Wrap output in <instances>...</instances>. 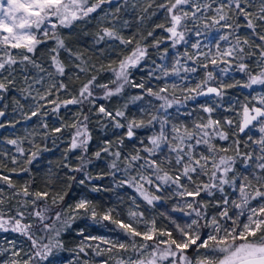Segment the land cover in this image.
Returning a JSON list of instances; mask_svg holds the SVG:
<instances>
[{
	"label": "snow or ice",
	"instance_id": "obj_1",
	"mask_svg": "<svg viewBox=\"0 0 264 264\" xmlns=\"http://www.w3.org/2000/svg\"><path fill=\"white\" fill-rule=\"evenodd\" d=\"M113 2L114 0H0V100L5 98L3 93L16 88L18 70L23 76L24 85L18 90L22 93L26 92L25 98L30 97L34 101V108L30 116L26 115V119L41 114L47 115L46 112H41L44 104L40 101L55 104L53 111H58L61 104L63 106L82 104L85 100L94 104L95 100L89 98L94 96L95 88L104 90L103 98L105 99L120 94L124 85L130 83L129 68L136 67L147 56V50L138 42L132 54L120 61L119 71L115 73L116 79L111 82L116 85L114 90L110 89L108 84L96 83L97 77L93 75L82 84L78 98L74 97L57 103L49 97L53 95L54 90L57 92L66 90L67 86L63 82H52L43 92L35 89V95H33V85L43 84L44 77L28 74L30 65L39 72H46L49 79H52L54 73L60 76L65 75V64L60 59L61 51L67 52L69 57L75 56L77 60L81 57L66 46L65 39L62 38L59 30L72 28L78 22L87 23L90 19H95L93 14L98 12L104 13L100 20H108L109 16L111 20H108L110 26L102 27L97 33L95 41L97 44L106 39L119 41L121 44H132L134 38L125 39L120 34L116 23H113L120 20L117 15L122 7L119 0L116 3L115 13L104 12L103 6H111ZM124 4H127V0H124ZM153 4L163 12L168 22L167 27L163 23H158L155 27L164 29L170 34L173 48L181 43L187 45L189 41L186 39V33L189 32L200 37L207 29H216L218 32L227 31L218 38H214V54L212 48H209L207 52H200L201 41L197 39L191 44V47L197 50L195 56L185 52L183 65L177 59L171 69L163 65L159 66L164 77L179 76L181 69L185 73H196L198 67L205 70V76L196 83L195 87L180 89L181 92L186 93L183 99L175 96L176 84H172L171 94L167 86L154 91L151 87L145 88L144 83L132 85L143 89L147 96L160 102L157 107L149 101L155 114L147 112V122L144 119H128L125 111L117 110L113 113L100 105L98 113L109 118L114 128L126 129V131L115 142L116 150H112L114 142L106 140L104 146L96 151L94 156L100 159L102 153L110 154L113 158L109 165L113 170L110 174L115 177L116 172L123 171L129 178L120 180V184L127 183L134 187L149 205L161 199L149 188H154L155 192L172 185L183 189L179 194L192 198L185 205L186 208L191 209V212L185 214L194 213L195 219L184 226L175 224L173 221L174 230L158 228L156 221L152 220L151 227L140 231L132 221L125 223L120 219H114L113 209L98 215L95 205L86 196L80 198L74 206H69L67 212L62 209L53 211L54 207H59L58 201H64L66 192L53 194L48 190L30 191V184L27 183L17 190V185L9 176L0 175V182L12 190L10 195H5V189L0 187V233L19 234L24 238L19 243L16 240H9L7 247L0 246V264H45V262L63 264V260L56 258L57 253L64 249L60 239L62 231L70 229L72 224L82 216H90L91 220L97 224L101 221H110L132 239L130 243H120L102 236H85L84 240L99 243L93 247L91 244L86 245L82 242L76 250L77 258L81 254L87 257L86 249H91L95 256L108 257L102 261V264H109L116 256L120 257L116 259V264H264V94L253 97L256 103H246L242 106V117L239 121L225 118L222 122L221 119H214L212 114L216 111V107L201 105V111L208 114L207 118L201 117L199 122L194 123L189 129L188 126L172 124L168 113V109L174 105L185 104L201 96L222 97L224 89L241 86L239 81L231 84L217 83L218 77L214 75V72L221 64L230 66L236 62L238 70L247 74L248 82L242 87L264 86V0H162L159 4L151 0L141 11L147 13ZM155 14V12L152 13V15ZM145 18L139 17L141 22ZM189 24L192 25L191 28ZM200 25H203V29ZM128 26L127 20L120 25L121 28ZM152 35L153 32H148V36ZM48 40L55 42V47L51 49L54 73L47 72L34 59L38 46L45 44ZM220 42H225L228 46L222 48ZM159 43L161 41H156L157 46ZM253 59H255L256 67L259 68L258 73H254V70L249 68ZM188 62H192L193 66L188 67ZM210 65L212 70H209ZM77 68L81 73H87L90 70L87 65L78 64ZM218 71L219 74L226 75L229 69L224 67L219 68ZM155 78L160 79L159 76ZM181 79H187V77H181ZM143 99V94L133 98V100ZM16 103L19 105V101ZM141 111L145 110L141 109ZM4 115L5 112L0 111V117ZM88 119L89 117L85 115L79 124L72 125L76 131L71 140L70 150L80 148L87 153L92 139L85 123ZM153 124L159 125L158 134L151 135L147 145L144 140H141L140 149L125 153L123 148L125 138L133 141L137 137L138 129ZM225 126H228L227 130ZM2 127L4 125L0 124V128ZM43 127L47 128L48 125L44 124ZM253 129L258 130L259 133L256 139L248 135ZM53 131L61 132L62 128L58 127ZM229 133L232 136H239L241 133L247 135L245 145L251 142L256 147L253 151L241 154L240 140L236 139L232 142L235 145L232 149L234 155H226L229 148H218L213 141L216 139L228 141ZM8 143L17 145V140H9ZM198 145L205 146L204 152L199 154L195 152V147ZM164 147L168 148V155L161 159L158 153L163 152ZM17 151L24 154L23 148L17 147ZM141 152L145 155H141ZM37 155V152H31L27 158V164H31ZM241 155L244 171L237 173L235 165L237 158ZM79 159L81 164L71 168L70 171L83 173L84 179L79 180L80 185L100 178L93 177L87 171L90 159L84 155ZM12 163H16L15 157L12 158ZM0 167L3 166L0 165ZM10 171L15 172L16 169L13 168ZM20 171L28 172L29 169L25 167ZM132 172L135 175H130ZM199 177H207V182L198 183L196 178ZM70 178L76 179L75 176ZM183 181L191 183L192 189L189 190L188 184ZM225 186L231 190L230 193L226 192ZM92 191L99 192L100 188L93 187ZM217 192L220 196L216 198V203L213 205L217 213L209 216L207 212L209 205L204 202L201 194L215 197ZM197 197L201 199L197 200ZM49 200H51V206L48 204ZM177 210L184 211L183 208ZM129 216L135 219L137 213L129 212ZM138 222L136 220V223ZM204 229H210V231L203 232ZM173 231L176 232L175 236ZM79 234L83 236L84 230L81 229ZM26 242L27 248H25ZM101 245H108V247H101ZM190 248L193 253L191 256L188 253ZM129 252L131 255L127 258L120 255ZM71 264H80V262L77 260ZM82 264H89L88 259H83Z\"/></svg>",
	"mask_w": 264,
	"mask_h": 264
},
{
	"label": "trees",
	"instance_id": "obj_2",
	"mask_svg": "<svg viewBox=\"0 0 264 264\" xmlns=\"http://www.w3.org/2000/svg\"><path fill=\"white\" fill-rule=\"evenodd\" d=\"M150 2L151 0H127V4L125 5L124 0H119V3L122 5L121 11L117 13L120 20L119 22L113 21V23H116L117 28L120 29V34L125 39L134 38L132 44H121L119 41L108 39L97 44L95 42L97 33L102 27L110 26L108 20H111V16L108 17V20H100V17L104 13L98 12L97 14H93L96 18L90 19L87 23L78 22L72 28L59 30L60 35L65 39L66 46L81 57V59L77 60L75 56L69 57L67 52L61 51L60 59L65 64V75L60 76L54 73L51 63V49L55 47V42L52 40H48L45 44L38 46L34 55L37 63L44 67L47 72L54 73L52 79L48 78L46 72H39L30 65L28 66V74L30 76L44 77L43 84L33 85V95H35V89L43 92L47 85L52 82H63L67 86L66 90L58 92L54 90L53 95L49 97L50 100L59 103L66 99L78 98L82 84L86 83L93 75L97 77L96 83L108 84L109 88L114 90L116 85L111 82L116 79L115 73L119 71V63L132 54L138 42L141 47L147 50V56L136 67L129 68L130 83L124 85V89L120 94L105 99L103 98L104 90L95 88L93 90L94 96L89 98L90 100H95L94 104L88 100H85L82 104H70L67 106L61 104L58 111H53L55 104L40 101V103L44 104L41 112H46L47 115L41 114L31 117V119H26V115L30 116L34 108V101L30 97L25 98L27 97L26 92L22 93L18 90L24 87L23 76L19 70L16 73V88L3 93L5 98L0 100V111H4L5 115L0 117V124L4 125V127L0 128V165L3 166L0 167V175L9 176L17 185V190L27 183L30 184V191L48 190L53 194H63L66 192L67 195L64 201H58L59 207H54L53 211L62 209L67 212L68 207L74 206L80 196H86L95 205L98 215H103L109 209H113L112 215L114 219H120L125 223L132 221L140 231L146 226L151 225L152 220L156 221L158 228L174 230L175 224L184 226L190 223L192 219H195L194 213L192 215L185 214L191 212V209L185 207L187 203L186 199L190 202L192 198L181 196L179 193L183 189H178L175 185H172L159 192H155L154 188H149L150 191L161 197L160 200L154 201L152 205H149L134 187L129 186L127 183L120 184V180L129 178V176H125L123 171L116 172L115 177L110 174L113 171L109 167L113 159L110 154L102 153L100 159H96L94 156V153L104 146L106 140H112L114 142L112 150H116L115 142L126 131V129L114 128L109 118L104 117L103 114H99L98 108L100 105H103L108 111L113 113L117 110H123L128 119H144L147 122L148 116L146 113L151 112L155 114L154 109L149 105V101H152L157 107L160 102L156 101L153 97L147 96L143 89L133 87L132 85L144 83L145 88L151 87L154 91L167 86L169 94H171V86L172 84H176L177 90L175 96L183 99L186 93L181 92L180 89L195 87L196 83L205 76V70L198 67L196 73H185L181 69L179 76L170 75L164 77L159 66L163 65L171 69L177 59L183 65L185 52L195 56L197 50L193 49L191 44L195 43L197 39L201 41L200 52H207L209 48H212L214 54V38H218L219 35L227 31L220 30L218 32L216 29H207L204 30L205 34L200 37H196L194 33L189 32L186 33V39L189 43L187 45L181 43L173 48L172 40L169 38L170 34L164 31V29L155 27L158 23L165 24V27L168 26L163 12L158 10L155 4H153V7L147 13L141 11ZM161 2L162 0H155L156 4ZM116 3L117 0H114L113 5H104V12L115 13ZM133 5H135V8H133ZM153 12L156 14L152 15ZM141 16L146 17L143 22L139 19ZM125 20L129 21V26L121 28L120 25ZM191 27L192 25L189 24V28ZM200 27L203 29V25H200ZM150 31L153 32L152 36H148V32ZM156 41H161V43L157 46ZM220 43L222 48L228 46L225 42ZM78 64L81 66L87 65L90 70L87 73H81L77 68ZM187 66L192 67V62H188ZM224 67L229 69L228 73L226 75L219 74L218 69ZM249 68L250 70H254V73L259 72L255 59L249 64ZM209 70H212L211 65L209 66ZM214 75L218 77L217 83L231 84L239 81L241 86L224 89L222 97H215L213 95L201 100H189L185 104L174 105L168 109L172 124L188 126L191 129L192 125L199 122L201 117L207 118L208 114L201 111V105L216 107V111L212 114L214 119H221L222 122L225 118L239 121L242 117V106L246 103H256L253 97L264 94V86L253 85L252 88L242 87L243 84L248 82V76L246 73L238 70L236 62H233L230 66L224 64L217 66ZM156 76H159L160 79H156ZM185 76L187 79H181V77ZM142 94L144 95L143 100H133L134 97ZM16 101H19V105ZM141 109L145 111L142 112ZM188 113H191V115H188ZM85 115L89 117L85 123H87L92 136L88 145V151L84 153L80 148L70 150L71 140L76 131L72 125L79 124ZM44 124H47L48 127L44 128ZM58 127L62 128V131L54 132L53 129ZM227 127L225 126V130H227ZM232 128L234 131L235 124ZM158 132V124L138 129L137 137L133 141L125 138L123 145L124 152L131 153L133 149H140L142 147L140 144L141 140H144L145 145H147L148 138L153 134H158ZM229 135L230 140L228 141H220L218 139L213 141L218 148H229L226 155H234L232 149L235 145L232 142L236 139L240 140L241 154L253 151L256 147L251 142L245 145L244 141L247 140V135L243 133L239 134V136H232L231 133ZM248 135H252L254 139L259 137L258 130L256 129H253ZM9 140H17V145L9 144ZM17 147L24 149L23 155L17 151ZM204 149V145H198L195 147V152L199 154L204 152ZM31 152H37L38 155L31 164H27L26 161ZM140 154L145 155L143 152ZM82 155L91 161L87 164V171L93 177H100L99 179L86 181L84 185L79 184V180L84 179L83 173L70 171L71 168L78 167L81 164L79 157ZM158 155L163 159L165 155H168V148L164 147L163 152L158 153ZM13 157L16 158L15 164L12 163ZM25 167L29 169L28 172L20 171V169ZM121 167H123V164H121ZM13 168L16 169L15 172L10 171ZM172 171L174 172L175 169L173 168ZM235 171L237 173L244 171L242 155L237 158ZM130 175H135V173L132 172ZM72 176H75L76 179L72 180L70 178ZM196 179L199 183L201 181L207 182L208 178L199 177ZM183 182L188 184L189 190L192 189L193 185L191 183L187 181ZM0 187L8 188L3 182H0ZM93 187L100 188V191L93 192ZM146 187L149 186L146 185ZM225 189L226 192L230 193L231 190L228 186H225ZM219 196L220 193L218 192L215 193V197H208L204 193L201 194L204 202L209 205L207 209L209 216L217 213V209L213 205ZM201 197H197L196 199L200 200ZM48 204L51 206V200L48 201ZM180 208H183L184 211L177 210ZM129 212H136L137 217L135 219L130 217ZM140 214L143 215L141 216ZM136 220L139 222L136 223ZM173 221H175V224ZM99 225L114 228L123 233L121 229L117 228L110 221H101L97 224L91 220L90 216H82L72 224L70 229L62 231L60 237L64 244L62 251L68 254V252L71 253L73 250H76L77 247L75 248V245L81 236L79 234L80 230L83 229L85 235L90 232H96ZM173 235H176L175 231H173ZM188 253L190 256L193 254L191 248L188 250Z\"/></svg>",
	"mask_w": 264,
	"mask_h": 264
},
{
	"label": "rangeland",
	"instance_id": "obj_3",
	"mask_svg": "<svg viewBox=\"0 0 264 264\" xmlns=\"http://www.w3.org/2000/svg\"><path fill=\"white\" fill-rule=\"evenodd\" d=\"M4 189H5V195H10L11 194V190L10 189H8V188H4ZM82 197H84V196H80L78 198V200H76L75 204ZM186 202H189V200L186 199ZM146 227H151V225L146 226ZM146 227L143 230H145ZM97 229L98 230H96V232H90L88 234L80 236L78 241H77V243H76V245H75V248L76 247L78 248V246L82 242L85 243L86 245L87 244H91V245H93V247L97 243H99L98 241L84 240L85 236H102L105 239H109V240H112L114 242L118 241L120 243H130V241L132 239L130 237H126V235L124 233H120L118 230H116L114 228H110V227L104 226V225H99ZM143 230H141V231H143ZM207 231H210V229H205L203 232H207ZM22 239H24V238L19 236V234L0 233V246L7 247L9 240H16L19 243V241L22 240ZM136 240H139V238H136ZM101 247H108V245H101ZM25 248H27V242L25 243ZM77 248H76V250H77ZM76 250H73L71 253L68 252V254H66L65 251H59L57 253L56 258L58 260H63V264H71V262L77 261V260H79L80 264H82V261L85 258L88 259L89 264H102L103 260L108 259L107 256H95L91 249H86V251L88 253L87 257H85L83 254H81L80 257L77 258ZM22 255H23V253H22ZM113 255H115V254H113ZM120 255L124 256L125 258H127V256L131 255V252H129V253H121ZM119 258H120L119 256H116V258L111 260L109 262V264H116V259H119ZM45 264H47V262H45Z\"/></svg>",
	"mask_w": 264,
	"mask_h": 264
},
{
	"label": "water",
	"instance_id": "obj_4",
	"mask_svg": "<svg viewBox=\"0 0 264 264\" xmlns=\"http://www.w3.org/2000/svg\"><path fill=\"white\" fill-rule=\"evenodd\" d=\"M214 86V85H213ZM204 98H206L205 96H201V97H198L197 99L198 100H201V99H204Z\"/></svg>",
	"mask_w": 264,
	"mask_h": 264
}]
</instances>
